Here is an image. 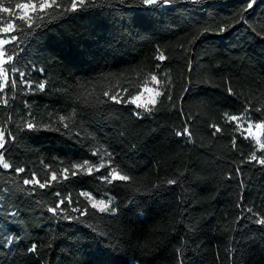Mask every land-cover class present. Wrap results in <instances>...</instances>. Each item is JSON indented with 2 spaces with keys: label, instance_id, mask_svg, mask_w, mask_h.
<instances>
[{
  "label": "trees",
  "instance_id": "1",
  "mask_svg": "<svg viewBox=\"0 0 264 264\" xmlns=\"http://www.w3.org/2000/svg\"><path fill=\"white\" fill-rule=\"evenodd\" d=\"M57 2L34 31L0 12V27L21 26L0 92V264H264V150L226 119L264 124V0ZM153 75L162 95L145 114L128 100ZM101 155L130 179L73 167ZM33 175L46 186L24 185Z\"/></svg>",
  "mask_w": 264,
  "mask_h": 264
},
{
  "label": "snow or ice",
  "instance_id": "2",
  "mask_svg": "<svg viewBox=\"0 0 264 264\" xmlns=\"http://www.w3.org/2000/svg\"><path fill=\"white\" fill-rule=\"evenodd\" d=\"M161 0H143V3L144 5H154V4H157V3H160ZM163 4L164 5H169L171 4L172 0H162ZM193 3H200V0H192ZM86 3V0H70V7L66 8L65 11L67 12H76L78 10V8H81L85 5ZM56 7V8H60L61 5L57 2V0H39V4L33 2V0H27L26 3H17L15 5L16 9L20 10L22 12V14L18 17V19L22 22H26L27 21H30L32 19V16L30 15V13H35L37 8L39 9V12L40 13H44L45 10L47 9H52L53 7ZM248 8H251L252 7V3H249L247 5ZM0 12H9V9L4 7L3 5H0ZM17 27H21V26H18V25H14L13 21L9 20L7 22V25L4 26V27H0V33H9L10 31H14ZM39 27V26H37ZM27 28L28 29H32L33 31L35 30L34 29V26L32 23H27ZM227 30L226 27L222 26L219 28L218 32L216 34H223L225 31ZM207 31V29L205 30ZM17 39L16 36L12 35L9 37V39H0V49H3V46L8 44L10 41H15ZM24 51V49H19V52H18V55L19 54H22ZM5 51L4 50H0V65H3V64H7L9 63L10 61H12L13 57L12 56H8L7 60L4 59V56H5ZM157 59L163 61L165 59V57L163 55L157 57ZM14 70L15 71H18V74H19V77L20 78H23L26 76V73L23 72V71H19L18 69L15 68V65L13 66ZM0 77L3 78V83H0V92H3L4 89L8 86V70L6 68H4L3 66H0ZM152 81L153 82H157L159 83L158 79H157V76L153 75L152 76ZM25 83H28L27 81H24ZM18 85V81L17 79L13 78L12 79V82H11V87L13 89H15ZM30 86V85H29ZM39 89L41 91L44 90L45 88V85L43 83H40L38 85ZM108 93H105V96H107ZM162 95V91H157L156 92V96H160ZM110 99L119 104L121 103V99L122 98H117V95H112L110 97ZM169 99H171V97H169ZM139 100V96H134L132 97V99L130 101H128L129 103H132V104H135L137 108H141L143 107L141 104L137 103V101ZM8 101L7 100H4V104L7 105ZM103 103V101H102ZM150 103L155 106L156 104V100L153 99L152 101H150ZM145 111H152L153 109L152 108H145L144 109ZM138 116L141 115L139 112L136 113ZM245 115H247V112L245 110ZM65 117L61 116L60 117V120L61 121H64ZM227 119L230 121V122H237L241 119V117L239 116H236V115H230V116H227ZM237 126H239V124H237ZM27 127L29 130H35L36 126L32 123H28L27 124ZM65 127H67V125H65ZM249 128H251V125H249ZM255 128L256 129H261V128H264V124H261V123H257L255 124ZM216 132H220L221 131V128L220 127H216L215 129ZM177 135H191V133L189 132V130L187 128H185L184 132L183 133H180L178 132ZM257 143H260L259 139H257ZM233 144L235 145V140L233 141ZM5 147V141H4V135L3 133H0V149H3ZM261 147H264V145H261ZM93 155H97L96 152H93ZM252 160H257V156L255 154L252 155L251 157ZM259 163L261 164H264V159H261L258 161ZM89 162L88 161H85V165H87ZM0 165H2V167L4 169H9L11 167V165L8 163V162H5V159H4V156L3 154H0ZM85 165H80V164H76L74 165L73 167L77 169V171H79L80 169L84 168ZM25 170L23 168H20V169H17V172L18 173H21V172H24ZM67 171V170H65ZM97 171H99V169H97ZM87 172L89 174H91L92 172V168L91 167H88L87 168ZM72 175H76V172H73ZM108 175L111 176V180H107V176H104L103 179H105L108 183H111L112 181H128L130 179L129 176L127 175H121V174H118L115 170V168L112 169V171L110 173H108ZM67 178V177H65ZM52 180H56L57 179V176L55 174L52 175L51 177ZM39 183V181L36 179L35 175H33V177L31 179H24L23 180V184L24 185H35ZM169 183H174V181H169ZM46 185L45 183H39V187L40 188H44ZM23 190V189H22ZM57 195H59V193H57ZM64 201L61 200L60 204H62ZM69 202L70 199H69ZM60 204H56L54 207H49L48 208V211L53 213V215H57L58 214V210H60ZM101 207L99 208V210L101 212H105V211H111L112 213L115 212V209H110L109 210V206L107 204H104L103 201H101ZM93 208H96L97 205L96 204H93L92 205ZM76 210V209H74ZM86 213L85 212H81V215H85ZM261 224H264V220H261L260 221ZM30 252H34L36 251V246L34 245L32 248L29 249Z\"/></svg>",
  "mask_w": 264,
  "mask_h": 264
},
{
  "label": "rangeland",
  "instance_id": "3",
  "mask_svg": "<svg viewBox=\"0 0 264 264\" xmlns=\"http://www.w3.org/2000/svg\"><path fill=\"white\" fill-rule=\"evenodd\" d=\"M37 4H39V0H35L33 1ZM162 2V0H161ZM160 2V3H161ZM155 5V4H154ZM147 6H152V5H147ZM6 15L12 19H18V17L22 14V12L18 9H14V11H9V12H5ZM39 13V9L37 8L35 13H30L31 16H33L34 14ZM7 24H4L1 27L6 26ZM12 31H10L9 33H0V39H9V34ZM13 41H10L8 44L3 46V49L0 50H4L7 45L11 44ZM4 59L7 60V58L4 56ZM3 66L4 68L6 67V64L0 65ZM159 81V80H158ZM0 83H3V78L0 77ZM160 91V82H153L152 79H150L149 83L147 86H145L143 89H141V91L139 92V94L137 96H139V100L137 101V103L141 104L143 107L141 108H137L135 104L129 103L130 105L134 106L136 109H138L140 112L145 113V114H149V111H145V108H152L153 105L150 103V101H152L153 99L156 100V103L158 102V99L160 96H156V92ZM131 100V99H130ZM128 100V101H130ZM241 117V119L237 122H230L227 118V121L232 123L239 132H241L245 138L250 139L251 141H253V143L255 144V146L257 147L258 151H263L264 147H261V145H264V128L261 129H256L255 128V124L256 123H252L251 121H249L247 119V117L245 116H239ZM237 124H239V126H237ZM249 125H251V128H249ZM2 133V132H0ZM4 135V134H3ZM257 139H259L260 143H257ZM5 141V139H4ZM3 149H0V154H2ZM0 167H2V165H0ZM91 167L92 168V172H100L103 170H107V173H110L112 171V168L110 167V163L109 160L107 158V156L105 155H101L99 161L97 164H87L85 165L84 168H82L84 172H87V168ZM3 168V167H2ZM97 169H99V171H97ZM107 180H111V176L108 175L107 176ZM85 197L87 199L88 204L92 207L93 204H96L97 207L94 208L96 210H98L99 212H101L99 210V208L102 206L101 205V201H103L104 204H107L109 206V210L114 208V202L110 197H104V198H95L90 194H85ZM104 213H112L111 211H105Z\"/></svg>",
  "mask_w": 264,
  "mask_h": 264
}]
</instances>
